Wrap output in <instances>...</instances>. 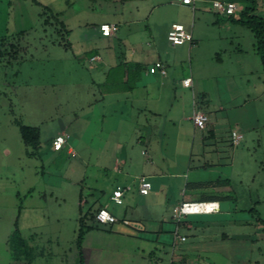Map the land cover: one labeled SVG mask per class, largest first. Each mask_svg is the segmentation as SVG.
Returning <instances> with one entry per match:
<instances>
[{
    "label": "rangeland",
    "instance_id": "1",
    "mask_svg": "<svg viewBox=\"0 0 264 264\" xmlns=\"http://www.w3.org/2000/svg\"><path fill=\"white\" fill-rule=\"evenodd\" d=\"M37 1L23 5L7 35L0 14V264H168L167 246L125 241L117 236L122 229L87 231L79 250L80 218L99 204L118 218L137 213L156 229L164 216L171 243L174 205L210 196L222 212L201 223L202 233L180 225L187 241L176 249L191 264H264V225L256 221L264 220V69L250 46L252 33L241 25L209 26L214 15L199 3L193 13L171 0ZM173 22L194 25L190 49L168 42ZM112 23L118 31L101 37L100 26ZM93 53L100 61L92 63ZM125 58L140 63L139 73L126 72ZM157 59L167 63L165 76L144 69ZM111 63L118 65L109 70ZM248 69L256 78L237 76ZM189 74L193 88L184 89ZM200 91L212 96V105L219 96L238 97L211 114L215 137L203 141L182 120ZM248 94L260 96L255 109L242 102ZM19 125L39 130L34 158L26 155ZM232 129L243 133L238 146L231 144ZM57 136L66 143L54 151ZM141 174L152 184L147 197L138 194ZM125 185L126 201H110ZM19 239L26 245L20 253L14 251Z\"/></svg>",
    "mask_w": 264,
    "mask_h": 264
},
{
    "label": "crops",
    "instance_id": "2",
    "mask_svg": "<svg viewBox=\"0 0 264 264\" xmlns=\"http://www.w3.org/2000/svg\"><path fill=\"white\" fill-rule=\"evenodd\" d=\"M28 1H30V0H0V14L3 11V16L5 18L4 20H5V23H6L5 29H4L5 30V35H7L8 32H9V28L8 27L10 26V24H11V27H12V25H14L15 23L19 22L22 19V16H23V14H22V12H23V10H22L23 9V5L27 4ZM35 1H36L35 2L36 5H41V1L40 2H38L37 0H35ZM124 1H127V0H124ZM213 1H218V0H212L211 2L209 0H196L195 3H194L193 10H192V8H189L188 6H182V5H180L177 0H171L170 1V4L171 5H177L179 7H185L184 9L191 10L194 13V11L196 10L195 6L199 3L201 5L200 6L201 9H204V10H207L208 9L214 15L213 18L209 19V21L208 20L206 21V22H208L209 26H211V27H218V26L219 27H224L223 28L224 30H226L228 27L231 28L232 26H239L238 24L231 23L230 20L228 19L229 16H223L221 14L216 13L215 10L212 8V2ZM219 1L227 2V0H219ZM32 2H33V0H31L30 3H32ZM66 2L68 3V1H66ZM207 3L208 4L210 3V4H209V6L206 7L205 4H207ZM254 14L256 16H258V17L264 18V2L262 4L260 2L258 5L256 4V10H255ZM0 16H2V15H0ZM233 16L235 17L236 15H233ZM224 19H226L227 22L224 21ZM112 24H114V23H112ZM174 24H178V25L183 26L187 31H189L191 33V35H192V43L191 44H186V45H188V48L190 49L192 47V45L197 42V40L195 38V35H194V32H193L194 25H191V24L188 25L187 23L183 24V23H175V22H173L170 25V27L168 28V31L170 30L171 26L174 25ZM102 25H104V24H102ZM114 25L117 26V30L115 31V32H117L118 31V25L117 24H114ZM0 36H1V34H0ZM231 44L232 43L230 42V45ZM183 45H185V44H183ZM250 46H252V48L254 49V43L252 45H250ZM173 47H175V46H173ZM240 51L241 50H239L238 53H240ZM93 58H94V60L92 61V63H95L97 61H100V59H101L100 56L97 55V54H95L90 59H93ZM156 62L161 63V65L163 67H164V65H167L166 61H163V60H160V59H157L156 61H154V63H156ZM219 62H221V61H219ZM154 63H150L149 65H147L146 67H144L145 68V71L148 74H150L149 71H148L149 68ZM115 64L116 63L107 64V69H109V70L114 69ZM116 65H118V64H116ZM120 65L121 66L124 65L126 67L125 68L126 72L129 74L128 71H130V69L132 70L133 69L132 67L134 65H140V63H137V62H134V61H131V62L129 61L128 62V61H126V58H125V60H123V62H121ZM244 65L245 64L242 65V63H239V66H244ZM164 69L166 70L165 67H164ZM132 73L133 74H137V72H132ZM166 73H167V70H166ZM109 74H110V72H108V75ZM150 75H159V76H161L158 73H154V74H150ZM238 75H239V77L241 75L243 77H245V78H248L249 77V79L251 80V78H256V71H251L249 69L247 71H244L243 70V71H240L239 73H237V76ZM228 76H230V75H228ZM185 78H190L191 79V85H190V87H184L181 84L182 88H184V89L193 88V78H192V76L189 74L188 76L183 77L182 80H184ZM124 80H127V79L124 78V77H122L121 78V82L123 83ZM250 80L247 81L248 82L247 84L250 83ZM215 84L216 85L219 84L218 83V80L215 81ZM221 84L226 87V81L225 80H223V82ZM134 88H136V87H134ZM134 88H132V90ZM200 93H201L200 96H199L200 97L199 98L200 101L196 103V102H194V100H192V102H191V107H192L191 108V110H192L191 111V115L190 116L183 115L182 116V118H183L182 120L190 121L191 122L190 118H191V116H192V114L194 112L204 113L207 116L208 121L206 122L205 127L203 129H196L193 126V124H191L192 125V129L194 131H201L200 138L203 141L205 138L210 139V138L215 137L216 125H215L214 122H211V114L213 112H224L225 111V108L227 107V105L228 106H231L230 104H232V102H233L232 98L234 97V99H235V98H238V97H235V96H227L228 99L226 101L225 100V96H219V97H217V102L218 103H215L214 105H212L213 104V100L211 98L212 96H206L207 94L204 91H200ZM193 97L194 96H192V98ZM245 98L247 100H242L243 104H245L248 101L251 103V101H252L253 108L255 109L256 102L258 103V99L260 98V96H255V95L254 96H251L250 94H248L247 96H245ZM180 100L183 101V99H180ZM226 102H228V103H226ZM159 104H160V100L159 99L153 101V107H154V109L156 111L159 110V106H160ZM254 113H255L254 114V116H255L256 115V110L254 111ZM232 132H237V130L236 129H232L230 131V135H231ZM237 133L241 134L242 135V139H243V133H242V131L239 130V132H237ZM70 151H71V149H69L67 153H69ZM114 164H115L116 171L119 172L120 169H119L118 164L117 163H114ZM140 176H145L147 178V180L149 181V177H148L147 174H141L138 177H136L137 178V181H138V178ZM125 186H127V185H125ZM151 191H152V189H151ZM151 191L149 192V194L147 196L150 195ZM147 196H141V197H147ZM109 199H110V197H109ZM122 199H123L124 202L126 201L124 199V196H123ZM181 202H183V201H181ZM218 204H219V212L217 214L192 215V216H187V217L183 218L182 219V221H183V224H182L183 229L186 232L193 233V235L195 233H202V229L201 230H199L200 228L198 229V227L201 225V223L204 222V220L207 219L208 217H211V218L212 217H216V215H219L222 212L221 211V205H220L219 202H218ZM97 206L98 205H96V207ZM176 206H177V204L174 205V208ZM103 208H104V206H103ZM135 210L137 211V209L135 208L134 210H131V212L132 213H135L134 212ZM115 217L118 220V222L116 224H114V225L98 224L99 227H101V228H99V229H101L99 231H101V232H103L105 234L110 235V234H112V231L113 230H117L118 229V231H119V230L122 229V231H120V232L117 233V236H120L122 239H125V241H138V240H142L143 238H145L144 241H151V242L155 243L156 246H158V245L159 246L160 245L167 246L168 247V250H166L167 252H165V253H168L169 252V262H168V264H171V262H173V264H175L176 261H180L181 264H191L190 260L187 259L188 257L184 254L185 251L182 248L176 249L177 246H180V244H184L187 241V235L186 234L179 235V236H184L186 238V240L183 243H178L174 239L171 241V243H166L165 242V240H166L167 237H165L163 235V233L165 232L164 228H165V223H166L165 222V219H164V216L161 217V219H160L161 220V223L159 222V225H158V228L157 229L155 227L153 228L150 225L151 223H148L147 221L142 220L140 217H138L137 216V213H136V216L134 218L132 216L130 217V216H127V215H125L122 218H118L117 216H115ZM122 220H126L128 222V224L127 225L122 224L121 223ZM152 225H154V224L152 223ZM150 228L153 229V231H154V232H151V236L150 237H143V235H142L143 233H146V232L150 233V231H149ZM123 229L124 230L131 229V231H128V232L124 231V232H126V233H124L123 232ZM152 254H153L152 251L149 252V255H148L149 258H150V256Z\"/></svg>",
    "mask_w": 264,
    "mask_h": 264
},
{
    "label": "built area",
    "instance_id": "3",
    "mask_svg": "<svg viewBox=\"0 0 264 264\" xmlns=\"http://www.w3.org/2000/svg\"><path fill=\"white\" fill-rule=\"evenodd\" d=\"M178 3L182 6H188L190 8H194V3L196 0H177ZM212 8L216 13L221 14L223 16H231L234 15L238 8L234 3L231 2H222V1H213ZM117 30L116 25H101L100 31L102 36L108 37L113 32ZM167 40L171 43L172 46H180L183 44H191L192 43V35L189 31H187L183 26L174 24L171 26L170 30L167 33ZM94 60V58L92 59ZM149 73L154 74L158 73L161 76L166 75V70L161 65V63L156 62L149 68ZM182 85L184 87H190L191 79L185 78L182 80ZM193 126L196 129H203L205 127L206 122L208 121L207 116L201 112H194L190 118ZM242 135L237 132L231 133V143L233 146H238L241 143ZM66 143V139L64 137L58 136L53 141V148L55 151H58L62 148V146ZM128 186L120 187L118 186L112 193L110 200L115 204L120 205L122 203V198L124 194L129 190ZM138 193L141 196H146L149 194L151 190V184L147 181L145 176H140L138 178L137 184ZM219 212V204L218 202H204V201H183L179 205H177L173 209L172 220L175 223H179L183 218L192 215H208V214H216ZM95 221L99 224H115L118 220L106 210L101 209L95 214ZM124 225H127L128 222L126 220H122L121 222ZM173 239L182 243L186 240L184 236H179L178 229L172 233Z\"/></svg>",
    "mask_w": 264,
    "mask_h": 264
},
{
    "label": "trees",
    "instance_id": "4",
    "mask_svg": "<svg viewBox=\"0 0 264 264\" xmlns=\"http://www.w3.org/2000/svg\"><path fill=\"white\" fill-rule=\"evenodd\" d=\"M227 2L234 3L235 5H237V3L240 2L239 4L242 5V7L237 6V8H238L237 12L239 13L238 16L234 17L233 15H231L228 17V19L230 20L231 23L241 25V26L247 28L252 33V35L254 37V41H255L254 42L255 53L260 57V60H261V63H262L263 69H264V18L258 17L254 14V12L256 10L257 0H227ZM104 25H106V24H104ZM58 27H60V29H62V30H66L63 23L59 22ZM66 32H68V31H66ZM100 33H101V31H100ZM101 36H102V34H101ZM102 37H105V36H102ZM9 46H10V49L15 47L14 44H10ZM92 51H94V50H92ZM95 54L96 53H93L91 55V57H93ZM132 68H133L132 70L130 69V71H128L129 73H131V72L139 73V70L141 69V65H134ZM127 81L129 82V80H127ZM19 131H20V135H21V138H22V141H23L25 147L28 148V150L26 151V155L28 157L34 158L36 156L35 151L38 150L39 145H40L39 130L37 128H30L27 126L19 125ZM57 137H55L53 139V141ZM53 141H52V146H53ZM53 150H54V148H53ZM137 184H138V181H137ZM151 189H152V185H151ZM204 202H219V199H217L216 197L210 196V197H208V200H204ZM101 209H104L103 205L99 204L95 210H93L92 208L88 209L87 212L84 214V216L82 218H80L81 229H80L79 234L76 238V246L79 250L81 248L83 235L85 234V232L92 231L94 229L95 230L99 229L98 228L99 223H97L95 221V214ZM86 221L89 222L88 225H84V222H86ZM256 221L258 223L264 225V220L260 219L259 217L256 218ZM176 224H177L176 228L178 229L179 226L183 224V221L181 220L179 223H176ZM109 225H114V224H109ZM19 241H18L19 243H17V245L15 246L14 251H17L20 253L21 248H23V246H26V245L24 244L22 239H19ZM24 248H26V247H24ZM27 258H29V257H27ZM171 264H173V262H171ZM177 264H181V263H177Z\"/></svg>",
    "mask_w": 264,
    "mask_h": 264
}]
</instances>
